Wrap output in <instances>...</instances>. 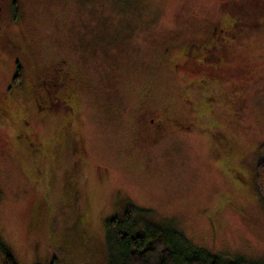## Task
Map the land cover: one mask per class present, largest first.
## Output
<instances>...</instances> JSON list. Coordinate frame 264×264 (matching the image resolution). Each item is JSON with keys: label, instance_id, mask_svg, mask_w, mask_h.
<instances>
[{"label": "rangeland", "instance_id": "rangeland-1", "mask_svg": "<svg viewBox=\"0 0 264 264\" xmlns=\"http://www.w3.org/2000/svg\"><path fill=\"white\" fill-rule=\"evenodd\" d=\"M12 1L0 264L2 246L19 264H115L106 221L128 208L130 226L162 227L210 264H264V0ZM219 30L231 38L206 50ZM201 59L223 61L199 83ZM56 66L59 84L38 77ZM150 117L181 125L150 140Z\"/></svg>", "mask_w": 264, "mask_h": 264}, {"label": "trees", "instance_id": "trees-1", "mask_svg": "<svg viewBox=\"0 0 264 264\" xmlns=\"http://www.w3.org/2000/svg\"><path fill=\"white\" fill-rule=\"evenodd\" d=\"M18 78L19 75H16L14 82ZM254 182L264 201V157L256 165ZM130 216L131 209L128 208L123 215L111 216L106 221L107 242L115 256V264H210L213 259L208 252L196 255L183 248L178 249L162 227L130 226ZM2 248L5 253L3 264H19L7 247ZM49 264H57V261ZM211 264H217V261L213 260Z\"/></svg>", "mask_w": 264, "mask_h": 264}, {"label": "flooded vegetation", "instance_id": "flooded-vegetation-1", "mask_svg": "<svg viewBox=\"0 0 264 264\" xmlns=\"http://www.w3.org/2000/svg\"><path fill=\"white\" fill-rule=\"evenodd\" d=\"M12 3L14 4V6L15 7H17V0H13L12 1ZM2 6H1V0H0V38L2 39V38H6V36H7V33H5V29H4V26H3V22H2V16H1V14H2ZM18 18H19V14H15V16H14V21H18ZM220 32L216 35V37H215V43L213 44V46H210V47H206V50H209V49H213L214 47L215 48H222L223 47V44H224V42H226V41H228L231 37L230 36H228V31L227 30H223V31H221V30H219ZM4 34V35H3ZM11 36V35H10ZM9 35L7 36V41L8 42H12L10 45L12 46V47H14V45H18V43L16 42V41H14L13 39H11V37H10ZM215 54V53H214ZM223 58V57H222ZM223 60H217V61H214V59H210V60H203V59H201V61H199V62H201L202 63V65H199V67H204V69H205V74L204 75H202L201 76V78H200V82L199 83H202V80L203 79H205V78H207V79H212V78H214V73H213V71L215 70V67H216V62H218V63H220V62H222ZM15 63H16V72H15V74L12 76V83L13 84H18L19 83V81H21L22 80V74H23V72H22V70H21V65H20V60L19 59H17L16 58V60H15ZM215 66V67H214ZM56 68H57V66L56 67H54L52 70H48L44 75H42V74H39L38 75V77H41V79L42 80H44L45 81V83H47V80L50 78V77H52L53 79H54V82L53 83H55L56 82V84H59L60 83V81H61V79H63V78H61V77H63V76H65V74L61 71V66H60V68H57V70H56ZM65 71V73H66V75L68 74V72L69 71H67L66 69L64 70ZM218 72V71H217ZM16 75H19V78H18V80L16 81V82H14V77L16 76ZM61 78V79H60ZM41 79L39 78V82L41 81ZM65 79V78H64ZM63 79V80H64ZM199 83H197V84H199ZM48 89H49V86H48ZM172 119V118H171ZM171 119H169V120H167V121H165V122H160V121H156L155 122V118L154 117H150L149 118V120H142L143 121V127H145L146 125H148V126H151V132H150V134H149V139L150 138H156V137H158L159 136V134L157 133V132H161L160 134H162V135H166V133L167 132H170V131H173V127H177V128H179L180 127V121H178V120H176V119H174V120H172L171 121ZM160 120V119H159ZM151 122H153V123H155V125L154 124H151ZM166 122L168 123L167 124V127H165V124H166ZM160 124V125H159ZM156 125H158V127L156 126ZM152 131L154 132V133H152ZM155 134V135H154ZM148 135V134H147ZM151 140V139H150Z\"/></svg>", "mask_w": 264, "mask_h": 264}]
</instances>
